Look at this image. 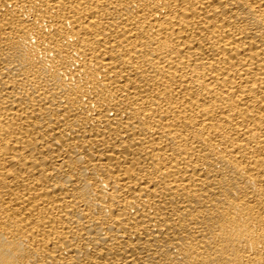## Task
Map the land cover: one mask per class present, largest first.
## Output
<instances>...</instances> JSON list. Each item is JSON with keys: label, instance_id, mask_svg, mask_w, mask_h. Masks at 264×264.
Segmentation results:
<instances>
[{"label": "bare ground", "instance_id": "1", "mask_svg": "<svg viewBox=\"0 0 264 264\" xmlns=\"http://www.w3.org/2000/svg\"><path fill=\"white\" fill-rule=\"evenodd\" d=\"M0 264H264V0H0Z\"/></svg>", "mask_w": 264, "mask_h": 264}]
</instances>
